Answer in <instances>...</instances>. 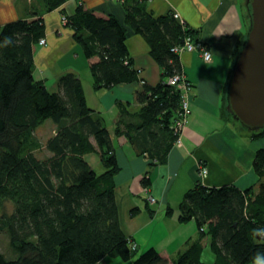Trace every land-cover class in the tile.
Here are the masks:
<instances>
[{
  "label": "trees",
  "instance_id": "16d2710c",
  "mask_svg": "<svg viewBox=\"0 0 264 264\" xmlns=\"http://www.w3.org/2000/svg\"><path fill=\"white\" fill-rule=\"evenodd\" d=\"M123 4L125 24L84 2L64 14L90 61L95 88L140 83L139 107L117 101L113 128L114 135L128 137L136 152L149 158L151 168L167 161L180 135L174 123L182 116L183 91L167 80L185 75L176 47L182 48L189 36L209 46L173 12L156 15L146 0ZM129 27L149 44L162 69L159 82L151 84L135 65L127 46ZM44 33L45 19L37 10L0 23V233L9 242L0 250V264H101L107 254L132 260L128 264H167L169 258L154 247L136 254L132 237L120 225L115 140L106 116L88 104L81 77L64 72L51 90L34 75L35 51ZM48 119L56 125L55 134L45 143L50 154L40 157L33 152L42 146L35 129ZM252 137H264V127L253 130ZM255 153L257 185L243 189L198 182L184 195L180 218L195 219L199 235L186 241L174 264H207L202 252L209 236L213 264L264 259V147ZM89 154H96L100 171ZM150 171L142 177L144 187L152 184Z\"/></svg>",
  "mask_w": 264,
  "mask_h": 264
},
{
  "label": "crops",
  "instance_id": "0c3cea01",
  "mask_svg": "<svg viewBox=\"0 0 264 264\" xmlns=\"http://www.w3.org/2000/svg\"><path fill=\"white\" fill-rule=\"evenodd\" d=\"M55 1L0 0V23L25 17L31 10L39 11L45 19L43 37L46 42L37 45L34 75L50 88L57 86L61 70L72 69L78 73L88 104L103 114L111 109L112 116H106V121L113 130L119 111L116 102L122 100L130 105V109H137L136 91L140 83L95 88L90 61L79 49L74 29L65 23L62 15L65 12L72 14L77 4L84 2L92 9L112 13L125 24L127 16L123 0H60L57 5L53 3ZM146 3L156 15L179 13L178 19L198 30V37L209 46L213 56L207 61L197 49L180 52L185 77L192 85L190 113L180 133L181 142L173 145L165 163L150 168L149 158L138 154L128 137L112 134L121 167L115 175L120 225L124 233L132 237L136 254L154 247L169 258L167 264H174L177 254L188 246L186 241L199 235L195 219L182 221L180 218L184 195L198 182L218 187L235 184L243 189L257 185L259 175L253 162L255 152L264 147V137H252V133L244 131L226 112L229 76L236 53L248 33L247 0H146ZM126 38L141 75L151 84L159 82L162 69L152 57L145 37L129 27ZM199 161L208 167L206 175L202 174ZM148 168L152 184L146 189L142 177ZM135 206L140 210L133 214L131 209ZM168 207L171 212H167ZM205 243L202 260L213 264L216 254L212 251L210 236ZM131 261L107 254L101 264H128ZM248 264H264V259L258 258Z\"/></svg>",
  "mask_w": 264,
  "mask_h": 264
},
{
  "label": "water",
  "instance_id": "95a60500",
  "mask_svg": "<svg viewBox=\"0 0 264 264\" xmlns=\"http://www.w3.org/2000/svg\"><path fill=\"white\" fill-rule=\"evenodd\" d=\"M247 35L227 84L226 109L248 132L264 127V0H247Z\"/></svg>",
  "mask_w": 264,
  "mask_h": 264
},
{
  "label": "built area",
  "instance_id": "2783aa9c",
  "mask_svg": "<svg viewBox=\"0 0 264 264\" xmlns=\"http://www.w3.org/2000/svg\"><path fill=\"white\" fill-rule=\"evenodd\" d=\"M176 17L179 16V13H174ZM63 18L67 19L65 16H63ZM40 43H45V39L44 37L40 38ZM197 42H195L192 37H187L182 48L179 49V47H176V50H183V49H188V50H193L194 48H197L198 50H201V55L204 57L205 60H210L212 57V53L210 51L209 48H207L206 46L201 45V43L196 44ZM170 84L172 85H176L178 89H181L183 91L182 94V116L180 119H177L175 121L174 124L177 125V130L179 131V134L181 133L183 127L186 125V121L189 115V103L190 101H188L190 92L189 89L192 87L191 83L189 82L188 79H186L185 75L184 76H179L178 74H174L173 76H170L168 79ZM176 142H181V134L179 135V137L177 138ZM200 166H201V172L203 175H206L208 173V167L204 165V163H202V161L200 162ZM150 200H153V197L150 196L149 197Z\"/></svg>",
  "mask_w": 264,
  "mask_h": 264
},
{
  "label": "rangeland",
  "instance_id": "374dc122",
  "mask_svg": "<svg viewBox=\"0 0 264 264\" xmlns=\"http://www.w3.org/2000/svg\"><path fill=\"white\" fill-rule=\"evenodd\" d=\"M174 14V13H173ZM175 15V14H174ZM63 16H65V14H63L62 15V18H63ZM179 17V16H178ZM177 17V18H178ZM63 20L64 21H66V19L65 18H63ZM66 23V22H65ZM79 49H81V47L79 46ZM195 49H197V48H194L193 50H191V51H194ZM210 49V48H209ZM210 51H211V49H210ZM211 53H212V51H211ZM212 58H213V56L211 57V59L210 60H212ZM209 61V60H208ZM60 62H62V61H60ZM62 63H64L65 65H68L69 63L68 62H66V61H63ZM67 70L68 71H71V72H75V71H73L72 69H63V70H61L60 72H58V73H60V75L58 76V78H60V76H62L63 75V73L64 72H67ZM51 81H52V79H51ZM51 84V83H50ZM57 84V83H56ZM58 86V85H57ZM57 86L56 87H50L52 90L53 89H57ZM189 92H191V89H189ZM189 97H190V95H189ZM188 101H189V98H188ZM117 111H118V107H117ZM117 113V112H116ZM104 116H112V111H111V109H108V110H106L105 111V114H104ZM109 118V117H108ZM110 120H112L111 118H110ZM55 123H53V121L52 120H50V119H48V120H46V121H44L43 122V124H41V125H39L35 130H36V133H35V135H36V137L39 139V140H41L42 141V146L41 147H36L34 150H33V152H35L38 156H40V157H45V156H47V155H49L50 154V151H48L47 150V148H46V146H45V143H46V141H47V138L48 137H50L51 135H53V134H55ZM244 131H247L248 132V130H246V129H244ZM112 133H113V135H114V129L112 130ZM177 140V139H176ZM174 144H176V142L174 143ZM88 159H91L92 161H93V163H94V166H95V164H96V169L97 170H101L102 169V165H101V162L99 163H96V154H89L88 155V157H87ZM199 166H200V161H199ZM200 169H201V166H200ZM146 189L148 188V187H145ZM8 241H7V237H6V234L5 233H0V250H3L4 249V251L6 250V248H8Z\"/></svg>",
  "mask_w": 264,
  "mask_h": 264
}]
</instances>
